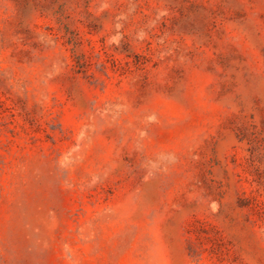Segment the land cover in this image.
<instances>
[{"label": "rangeland", "instance_id": "374dc122", "mask_svg": "<svg viewBox=\"0 0 264 264\" xmlns=\"http://www.w3.org/2000/svg\"><path fill=\"white\" fill-rule=\"evenodd\" d=\"M0 264H264V0H0Z\"/></svg>", "mask_w": 264, "mask_h": 264}]
</instances>
